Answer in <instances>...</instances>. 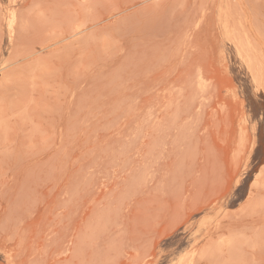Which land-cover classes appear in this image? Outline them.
Instances as JSON below:
<instances>
[{"label": "rangeland", "instance_id": "1", "mask_svg": "<svg viewBox=\"0 0 264 264\" xmlns=\"http://www.w3.org/2000/svg\"><path fill=\"white\" fill-rule=\"evenodd\" d=\"M225 6L0 0V264H264V61Z\"/></svg>", "mask_w": 264, "mask_h": 264}, {"label": "bare ground", "instance_id": "2", "mask_svg": "<svg viewBox=\"0 0 264 264\" xmlns=\"http://www.w3.org/2000/svg\"><path fill=\"white\" fill-rule=\"evenodd\" d=\"M243 1L228 0V5H227V0H225L226 11L224 13L225 14L224 20L228 21L227 20L228 6L234 4L235 6H237V9L236 11L230 13V17H232V21H233L232 26H229L228 23L226 22V24L223 23V27L225 28V32L227 33V35L229 37H232L233 40L232 43L234 44L238 56L247 65L248 63L251 64L254 62V57L251 55V53H254V51L259 52L260 54L259 53L258 54L260 55V59L262 58V60L264 61V38H262L261 36L262 33L261 35L259 34L258 32L259 28L254 26V22L252 23L251 16L253 15V13L250 11V9L248 10L247 8H245L246 5L243 6V3L246 4L245 0ZM232 2L233 4H231ZM249 11L250 13H252V15L249 14ZM254 16L255 15H253V17ZM16 22H17L16 9L10 6L8 9H6L3 12V23L5 25L6 30L8 31L10 38L14 32ZM5 64H6V59L4 61L2 58V60H0V66H1L0 69L4 68ZM263 74H264V70L260 68V82L262 84H264Z\"/></svg>", "mask_w": 264, "mask_h": 264}]
</instances>
